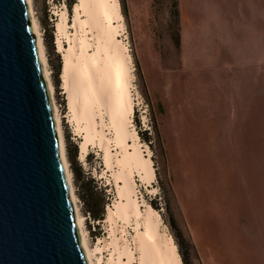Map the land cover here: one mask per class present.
I'll return each instance as SVG.
<instances>
[{
  "label": "rangeland",
  "instance_id": "1",
  "mask_svg": "<svg viewBox=\"0 0 264 264\" xmlns=\"http://www.w3.org/2000/svg\"><path fill=\"white\" fill-rule=\"evenodd\" d=\"M118 1L120 38L131 61L130 127L144 153L150 151L155 170L149 185L134 172L141 208L149 203L159 212L160 228L172 236L182 264H264V68L256 64L264 54V0H126V14ZM30 7L83 228L89 247L101 246L95 251L100 264H107L113 246L104 218L116 196L114 178L104 172L97 146L79 157L81 136L67 115L56 43L58 13L65 8L71 24L73 4L31 0ZM44 36L47 42L51 36L53 51ZM241 60L252 62L240 67ZM71 166H79L104 192L103 218L93 220L84 212ZM114 228L133 245L134 223L122 230L118 221ZM93 261L97 264L96 257Z\"/></svg>",
  "mask_w": 264,
  "mask_h": 264
},
{
  "label": "bare ground",
  "instance_id": "2",
  "mask_svg": "<svg viewBox=\"0 0 264 264\" xmlns=\"http://www.w3.org/2000/svg\"><path fill=\"white\" fill-rule=\"evenodd\" d=\"M27 5L31 6V0H27ZM121 26L123 20L118 0H76L71 24L67 10L63 8L59 11L56 43L58 50L62 51L61 79L67 94V115L74 130L81 136L79 157L84 159L90 145L97 146L102 153L104 172L110 171L114 178L116 196L107 206L104 218L110 229L111 240L108 243L113 246L107 264H182L172 236L167 237L160 228L162 221L159 212L149 203L142 209L135 188L134 172L149 185L155 177V170L148 155L150 151L144 153L136 129L130 127L134 111L131 61L128 48L120 38ZM31 28L36 35L42 71L52 98L61 156L83 249L88 264H94V257L100 264L101 257L95 251L100 250L101 246L89 247L83 228L84 217L79 212L72 189L64 157L60 117L53 100V84L46 68L35 18H32ZM62 36L68 41L67 47L63 44ZM118 221H121L122 230L125 224L134 223L133 245L123 234L115 235L114 227Z\"/></svg>",
  "mask_w": 264,
  "mask_h": 264
},
{
  "label": "water",
  "instance_id": "3",
  "mask_svg": "<svg viewBox=\"0 0 264 264\" xmlns=\"http://www.w3.org/2000/svg\"><path fill=\"white\" fill-rule=\"evenodd\" d=\"M0 264H88L27 0H0Z\"/></svg>",
  "mask_w": 264,
  "mask_h": 264
},
{
  "label": "trees",
  "instance_id": "4",
  "mask_svg": "<svg viewBox=\"0 0 264 264\" xmlns=\"http://www.w3.org/2000/svg\"><path fill=\"white\" fill-rule=\"evenodd\" d=\"M76 0H66L69 6L71 4H74ZM122 6H123V13L126 14V0H120ZM176 19L178 21V12H175ZM53 28H51L52 32ZM45 36L47 33V29H44ZM51 35V33H50ZM44 36V44L49 50L53 51L54 46L51 42V36L50 41H46V37ZM177 37V42H178ZM136 68L139 70L138 64H136ZM60 72V60H58V66L56 68V73ZM74 183L76 184L77 190L76 193L78 197L81 199L82 202V208L84 212L93 220L101 219L104 215V192L102 190L98 189V185L96 181L93 178H89V176L85 175L82 169L77 166H71ZM181 258L183 259V255L181 254Z\"/></svg>",
  "mask_w": 264,
  "mask_h": 264
},
{
  "label": "crops",
  "instance_id": "5",
  "mask_svg": "<svg viewBox=\"0 0 264 264\" xmlns=\"http://www.w3.org/2000/svg\"><path fill=\"white\" fill-rule=\"evenodd\" d=\"M252 61H244V60H241L240 62H239V65H240V67H243V66H246V65H248V63H251ZM257 66H258V68H264V54L257 60ZM211 68H212V66H211Z\"/></svg>",
  "mask_w": 264,
  "mask_h": 264
}]
</instances>
